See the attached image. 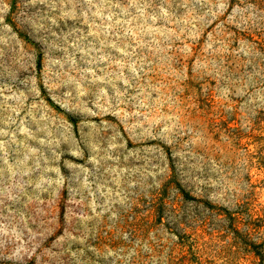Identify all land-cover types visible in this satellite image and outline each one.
<instances>
[{"label": "rangeland", "instance_id": "rangeland-1", "mask_svg": "<svg viewBox=\"0 0 264 264\" xmlns=\"http://www.w3.org/2000/svg\"><path fill=\"white\" fill-rule=\"evenodd\" d=\"M0 264H264V0H0Z\"/></svg>", "mask_w": 264, "mask_h": 264}]
</instances>
